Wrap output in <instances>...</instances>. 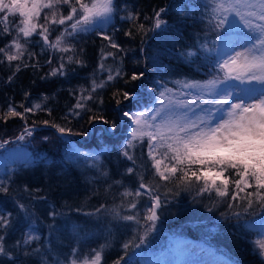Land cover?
Here are the masks:
<instances>
[{"label": "trees", "instance_id": "obj_1", "mask_svg": "<svg viewBox=\"0 0 264 264\" xmlns=\"http://www.w3.org/2000/svg\"><path fill=\"white\" fill-rule=\"evenodd\" d=\"M114 2L116 11L106 32L122 51L111 48L107 40L89 32L69 38L75 51L64 53L48 48L39 35L33 34L27 44L23 38L19 39L26 49L20 60L10 64L0 54V143L8 141L3 146L6 152L0 147V181L8 187L7 193L0 191V209L11 213V225L6 231H0V235L6 236L4 243L11 256L0 255V264H70L73 258L77 262L91 258L95 255L93 250L101 251L100 264H114L118 257H124L121 264H150L162 259L168 262L184 250L198 253L206 264L219 260L228 264H264V255L256 243L264 237L247 226L258 223L264 217V209L257 205L245 211L243 201H231L230 194L219 197L215 191L200 193L197 184L189 190L177 186L176 181L166 184L154 175L146 139L143 146L134 142L127 149L132 160L123 155L129 122L120 128L117 120L120 111L143 107L147 98L152 99L154 93L160 91V86H173L171 81L175 78H223L215 67L216 52H207L205 48L211 49L214 39L234 35L239 38L246 30L240 26L226 33L223 28H211L209 21L214 24L215 20L211 9L205 7L211 0ZM160 8L166 9L161 19L167 21V25L163 29L138 32L140 23L146 29L152 28L148 18ZM68 10V6H60L56 18L67 15ZM52 11L43 10L41 18L34 22L44 24V12L51 21ZM130 12L139 14L135 21L122 19ZM5 15L7 20L3 19ZM21 20L18 13L0 12V21H3L0 29L4 26L12 29L11 34L0 32V48L16 37ZM48 26L51 29L49 40L55 41L64 26ZM129 30L131 36L125 34ZM217 47V50L222 48L220 44ZM8 51L16 54L17 50L13 46ZM190 51L195 55L187 56ZM106 53H115V56ZM69 56L83 63H69ZM62 58L63 75H48L59 67ZM101 63L104 71L100 70ZM109 68L113 74L121 69V77L107 81ZM133 71H143L145 77L132 81ZM93 81L97 85L101 81L106 84L92 92ZM143 86L150 92L146 93ZM117 90L133 92L136 97L130 100L114 97ZM89 93L92 99L83 101L85 107L75 108L78 98L87 97ZM117 99L121 100L120 105ZM37 103L41 108H34L23 118L7 115L10 104L17 112H24ZM101 114L117 127L111 129L110 124L99 120L90 123L91 117ZM45 120L49 121L48 125L43 123ZM52 124L70 128L73 133H86L87 129L90 133L88 136H61ZM31 127L35 129L31 136L16 139L25 128ZM71 148L90 156L97 154L99 159L81 158L80 162L72 163L65 159ZM11 151L18 157H12L7 163L2 156ZM160 151L156 155L162 159L163 171L165 165L170 164ZM128 168H133V173L129 174ZM142 182L154 187L164 207L159 211L156 229L141 244L138 237L148 227L144 214L151 201V194L146 190L136 195ZM231 190L230 184L229 192ZM230 201L232 208L228 207ZM133 203L136 204L134 209L130 207ZM19 204L25 205L24 211L18 208ZM53 211L55 218L49 216ZM130 215L136 216L139 224L122 219ZM30 231L38 239L25 245L24 237ZM134 237L138 247L130 245L125 250L123 244L133 241ZM72 249L77 250L78 257H74Z\"/></svg>", "mask_w": 264, "mask_h": 264}, {"label": "snow or ice", "instance_id": "obj_2", "mask_svg": "<svg viewBox=\"0 0 264 264\" xmlns=\"http://www.w3.org/2000/svg\"><path fill=\"white\" fill-rule=\"evenodd\" d=\"M60 6H68L69 10L67 15H60L57 19ZM205 7L211 9V16L215 20L214 24L209 21L211 28H223L226 33H231L240 26L246 30L244 35L239 37V43L229 37L224 41L223 47L218 50L207 49L201 45V48H205L207 52H216L218 59L215 67L224 72L223 78L212 76L204 81L183 82L182 88L188 91L181 92L179 95L190 96L192 91H195L197 95L191 101L180 99L177 90L165 88L159 96L165 97L166 94H170L167 97L168 103L157 99L156 106L143 111H123V117H126L129 122V138L125 141L123 155L132 160L133 157L129 155L127 149L132 147L134 142H139L143 146L146 139L147 155L152 161L154 175L166 184L176 181L177 186L182 185L184 190H189L193 184H197L200 185V193L215 191L219 197L224 198L230 194L231 201H243L246 205L245 211L257 205L264 209V0H211V3L206 4ZM45 9L54 10L52 11L53 19L49 21L48 13L44 12V24L35 23L34 21L41 18L42 11ZM115 11L114 0H0V12L18 13L22 18L20 22L22 26L18 27L16 37L8 45L0 48V54L4 55L10 64L12 61L20 60L26 49L19 39L23 38L27 44L33 34L39 35L48 48L64 53L75 51V46L68 42L69 38L74 39L81 33L89 32L107 40L111 48L122 51L121 46L106 32ZM164 12L166 9L160 8L154 12L153 17L148 18L152 21L151 29H146L144 24L140 23L137 31L146 33L163 29L167 25V21L161 19V14ZM138 16V13L130 12L122 19L135 21ZM3 19L7 20V15ZM237 20L240 22L239 25L236 23ZM49 24L64 26L55 41L49 40L51 32ZM11 31L12 29L7 26L0 29L3 34H11ZM125 34L131 36L132 31L129 30ZM13 46L17 50L16 54H9L8 50ZM237 48L241 50L237 51ZM31 55L29 53V56ZM105 55L115 56V53ZM193 55H195L194 52L187 53V56ZM68 61L83 63L79 59L74 60L72 56L68 57ZM48 62L51 63V60ZM99 67L101 71H104L103 63ZM64 68L62 58L59 67L52 69L48 75H63ZM121 75V69H116L113 74V70L109 68L107 81L117 79ZM144 77L145 72L133 71L130 80H141ZM9 79L11 80L12 77ZM231 79L246 84L241 88L239 96L229 91L233 85L225 83ZM92 84V92H95L96 88H103L106 81H101L99 85L93 81ZM152 90L155 91V89ZM25 95L28 96L27 93ZM113 95L130 100L135 93L117 90ZM91 99V93L87 97L81 96L75 108L83 109L85 107L83 101ZM116 102L117 105L121 104L119 99ZM100 103L103 104V101L101 100ZM34 108L40 109L41 105L37 103L33 107L25 108L24 112H17L10 104L7 115L23 118L25 113L33 112ZM75 115H79V112H75ZM97 120L110 124L112 129L117 127L116 123L106 120L102 114L91 117L90 123ZM43 123L48 125L49 121L45 120ZM52 127L56 128L61 136L87 135V133H73L72 129L57 124H52ZM34 130V127L25 128L16 139L23 140L26 136H31ZM44 139L48 138L44 137ZM6 143L8 141L0 143V147ZM159 150H162L160 155L170 164V166L165 165L163 171L161 170L162 159L157 158L156 155ZM81 158L95 161L99 159V156L97 154L90 156L89 153L82 152L78 148H71L65 156V159L72 163L80 162ZM127 172L133 173V168H128ZM230 184L231 192H229ZM142 189L151 194V201L144 214V221L148 227L145 228L143 235L138 237L141 244L156 229L157 222L160 220L159 211L164 207L161 197L155 194L152 185L142 182L136 190L137 196L141 194ZM246 189L252 190L246 191ZM0 191L8 192V187L2 181H0ZM231 201L228 203L229 208L233 207ZM103 207L101 205V209ZM130 207L134 209L136 204H130ZM18 208L24 211L25 205L19 204ZM96 211L99 212L100 209ZM49 216L55 218L56 213L50 212ZM122 219L136 221L137 224L140 222L133 215L124 216ZM10 225L11 213L0 209V231H6ZM247 226L264 237V217L258 223H249ZM5 239V235H0V255L11 256V252L6 250ZM35 239L38 237L26 235L23 243L27 245ZM135 239L136 237L133 241L125 242L122 247L125 250L130 245L138 247ZM19 243L20 241L17 242L18 245ZM256 243L262 250L261 254L264 255V239ZM93 251L95 255L90 261L85 258L83 264H100L101 251ZM72 252L74 257L79 256L76 249H72ZM123 259L124 257H118L114 264H121ZM70 264H77V260L73 258ZM224 264L228 262L225 261Z\"/></svg>", "mask_w": 264, "mask_h": 264}, {"label": "rangeland", "instance_id": "obj_3", "mask_svg": "<svg viewBox=\"0 0 264 264\" xmlns=\"http://www.w3.org/2000/svg\"><path fill=\"white\" fill-rule=\"evenodd\" d=\"M236 23L237 24L240 23L239 20H237ZM229 37H231L237 43L240 42L239 41V38L237 36H235V35L234 36H223L222 38H219L217 40L216 39L213 40V42H212L213 47L211 49L218 48L217 47L218 44H220L223 47L224 41L226 39H228ZM236 50L239 51L241 49L240 48H237ZM216 59H218V57ZM221 73L224 75V72L223 71H221ZM219 78L222 79V77H219ZM208 79H210V78H208V77H205V79H203V78H200V79H198V78L189 79L187 77H184V78H175L174 80L171 81V83H172L173 86H168L166 84H163V86H160V91L154 93L152 99L149 100V98H147L148 100L147 99L145 100V102L142 105L143 107L133 108L134 110H132V111L131 110H128V111L138 112V111H143L146 108H151L153 106H156V100L157 99H160L164 103H168V98L167 97L170 94H166L165 97H160L159 96V93L161 91H164L165 88H167V89H175V90H177V95H179V93H181V92L188 91V90L182 88V83L183 82H185V81H204V80H208ZM225 83L233 85V87L229 88V91L232 92L234 95H237V96L240 95L241 88H243V87L246 86L245 83H242L241 81L235 80V79H231V80L225 81ZM143 89L146 91V93H149L150 92L148 90V88H146V86H143ZM196 95H197V93L195 91H192V94L190 96L189 95H179V98L180 99H184V100L191 101V100H194L195 99V96ZM133 97H136V95H134ZM123 111H127V110H123ZM123 111H120L118 113V115H117V120L119 121L118 122V125H119L120 128H122L124 126V124L128 123L127 122V118L126 117H123V115H122ZM109 129L110 128H108L107 130H109ZM127 129L129 130V126H128ZM86 133H87L86 136H88V134L90 133L89 132V129H87V132ZM127 137H128V135H127ZM3 151L6 152L7 151V148H4L3 147L2 148V152ZM12 157L17 158L18 156H16V154H14V152H12V151H11V153H4V155L2 156V158L7 163L11 161ZM26 235H33L34 236L33 231L28 232V234H26ZM87 260L90 261L91 258L89 257V259H87ZM162 260H159L158 262H154L153 261L150 264H206L205 259L202 258V257H199V254L198 253H196V252L190 253V252H187V251L185 252V250L182 253L181 252H177L176 253V256L172 257V259L168 260V262H164V261L162 262ZM83 262L84 261H79V262H77V264H83ZM224 262H225V260L224 261H220L219 260V262L216 261L215 264H224Z\"/></svg>", "mask_w": 264, "mask_h": 264}]
</instances>
